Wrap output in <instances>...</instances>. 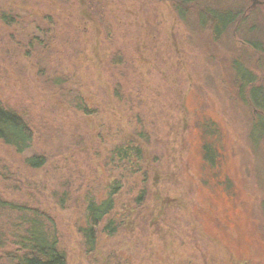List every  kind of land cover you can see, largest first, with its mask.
<instances>
[{"label": "rangeland", "instance_id": "obj_1", "mask_svg": "<svg viewBox=\"0 0 264 264\" xmlns=\"http://www.w3.org/2000/svg\"><path fill=\"white\" fill-rule=\"evenodd\" d=\"M260 1L243 29L264 47ZM239 36L215 44L167 0H0V101L45 157L30 168L0 141V199L47 215L66 264H264V142L248 140L231 72L255 59ZM113 186L87 251V200ZM15 217L0 210V264L17 254Z\"/></svg>", "mask_w": 264, "mask_h": 264}, {"label": "trees", "instance_id": "obj_2", "mask_svg": "<svg viewBox=\"0 0 264 264\" xmlns=\"http://www.w3.org/2000/svg\"><path fill=\"white\" fill-rule=\"evenodd\" d=\"M171 3L175 13L181 21L194 16L200 30H206L213 43H219L229 32L232 35L244 38L240 41L246 50L254 56L252 68L244 65L242 60L233 57L231 72L235 86V96L250 109V126L248 140L251 145L258 147L264 142V77L260 75V66L264 60V47L259 41L251 37L252 29H243L251 20L254 7L262 3L260 0H242L251 2L249 8L241 9L223 8L217 0H208L210 3L199 4V0H167ZM241 1V0H240ZM248 36L249 39H248ZM263 73V72H262ZM264 74V73H263ZM85 114H89L85 106L77 107ZM215 132L213 125H205V133L211 135ZM0 141L13 148L19 155H24V163L30 168H40L45 164V157L29 154L32 146L33 133L29 125L16 111L6 108L0 101ZM204 162L214 168L216 152L210 144L203 146ZM139 152V151H137ZM117 153L122 156L123 150ZM119 187L113 186L108 197L97 203L94 199L87 200L85 223L79 228L87 251H93L96 239V230L100 222L109 215L114 207V195ZM0 210L14 212L15 232L12 233L13 245L17 254H13L12 264H66V256L58 248L56 229L53 221L44 213L36 209L8 203L0 199ZM110 234L116 228L112 224L105 227Z\"/></svg>", "mask_w": 264, "mask_h": 264}]
</instances>
